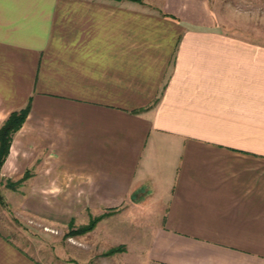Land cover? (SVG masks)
<instances>
[{"label":"crops","instance_id":"0c3cea01","mask_svg":"<svg viewBox=\"0 0 264 264\" xmlns=\"http://www.w3.org/2000/svg\"><path fill=\"white\" fill-rule=\"evenodd\" d=\"M215 7L0 0V127L30 104L0 196L140 211L147 264H264V16ZM0 264L39 261L0 226Z\"/></svg>","mask_w":264,"mask_h":264},{"label":"rangeland","instance_id":"374dc122","mask_svg":"<svg viewBox=\"0 0 264 264\" xmlns=\"http://www.w3.org/2000/svg\"><path fill=\"white\" fill-rule=\"evenodd\" d=\"M210 1L217 6L215 9L224 21L234 15L249 13L254 5L260 8L264 16V4L260 7L259 2L255 3L254 0ZM28 188L29 183L23 179L3 180L0 183V193L7 190L21 192ZM13 200L9 199V203H12L9 204L0 196L2 206L7 210L0 226L4 227L8 237L21 242L24 249L36 255L39 264H147L143 255L151 232L142 223L144 215L140 211L124 206L99 212L87 209L81 214L69 215L66 214L67 205L61 204V200H51L49 205L48 200L40 199L39 216L36 219L25 204L26 200H21L23 209L21 204ZM66 201L72 210L78 211L77 199ZM93 221V227L85 230ZM31 238L33 245L30 243Z\"/></svg>","mask_w":264,"mask_h":264},{"label":"trees","instance_id":"16d2710c","mask_svg":"<svg viewBox=\"0 0 264 264\" xmlns=\"http://www.w3.org/2000/svg\"><path fill=\"white\" fill-rule=\"evenodd\" d=\"M29 111L30 104H28L25 108L11 112L9 117L0 127V171L6 160V157L9 154L13 136L24 124ZM94 222L95 221H93L88 227L84 229L89 230L92 228Z\"/></svg>","mask_w":264,"mask_h":264}]
</instances>
